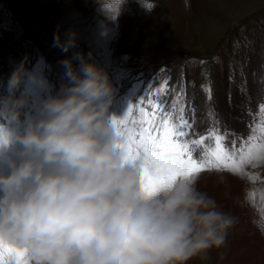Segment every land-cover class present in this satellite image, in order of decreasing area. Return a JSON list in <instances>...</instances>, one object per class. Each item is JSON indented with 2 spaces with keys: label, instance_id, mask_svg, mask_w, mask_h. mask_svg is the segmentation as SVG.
<instances>
[{
  "label": "rangeland",
  "instance_id": "1",
  "mask_svg": "<svg viewBox=\"0 0 264 264\" xmlns=\"http://www.w3.org/2000/svg\"><path fill=\"white\" fill-rule=\"evenodd\" d=\"M139 3L128 0L113 20L119 0H0V98L21 65L35 77L22 90L38 105L68 84L64 61L87 62L108 76L113 118L187 121L182 139L198 161L217 135L236 162L264 145V0ZM18 147L0 153V168ZM197 177L237 223L224 248L187 264H264V160Z\"/></svg>",
  "mask_w": 264,
  "mask_h": 264
},
{
  "label": "clouds",
  "instance_id": "2",
  "mask_svg": "<svg viewBox=\"0 0 264 264\" xmlns=\"http://www.w3.org/2000/svg\"><path fill=\"white\" fill-rule=\"evenodd\" d=\"M63 63L68 84L57 95L37 105L22 90L35 77L21 65L0 98V153L19 145L0 168V251L21 253V264H187L224 248L236 218L197 176L149 185L148 162L109 114L107 74Z\"/></svg>",
  "mask_w": 264,
  "mask_h": 264
},
{
  "label": "snow or ice",
  "instance_id": "3",
  "mask_svg": "<svg viewBox=\"0 0 264 264\" xmlns=\"http://www.w3.org/2000/svg\"><path fill=\"white\" fill-rule=\"evenodd\" d=\"M129 113L132 109H128ZM264 114V105L261 106ZM127 139V147L137 157L144 158L149 165L148 183L164 182L176 175L197 176L204 169H229L240 173L242 165L252 159L264 160V145L250 148L245 157L236 162L221 146V138L216 136L214 150H208L202 160H197L192 154V147L186 139L185 128L189 127L187 121L177 125L174 121L163 120L159 125L155 121L145 120L143 113L139 121L129 120L128 117L116 121ZM193 143H201L196 141ZM15 256L17 264H21L22 254L11 249L0 251V264L4 258Z\"/></svg>",
  "mask_w": 264,
  "mask_h": 264
},
{
  "label": "trees",
  "instance_id": "4",
  "mask_svg": "<svg viewBox=\"0 0 264 264\" xmlns=\"http://www.w3.org/2000/svg\"><path fill=\"white\" fill-rule=\"evenodd\" d=\"M237 72V71H236ZM242 82L244 83V78H242Z\"/></svg>",
  "mask_w": 264,
  "mask_h": 264
}]
</instances>
